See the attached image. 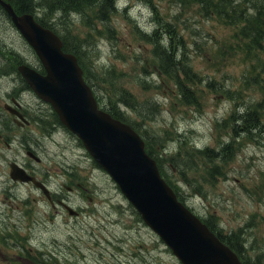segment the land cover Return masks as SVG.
<instances>
[{"label":"rangeland","instance_id":"374dc122","mask_svg":"<svg viewBox=\"0 0 264 264\" xmlns=\"http://www.w3.org/2000/svg\"><path fill=\"white\" fill-rule=\"evenodd\" d=\"M118 5L107 21L109 28L89 8L80 16L65 19V23L75 24L79 49L84 46L80 52L82 65L106 104H131L129 120L147 140L148 148L160 159L173 184L180 187L185 201L198 212L213 216L225 232L233 231L239 238L247 239L249 262L264 264V135L230 141L236 147L233 158L223 168L212 159L215 168L209 175L208 165L199 155L188 157L192 158L190 166L180 167V163H185L180 161L172 163L180 134L187 139V147H193L192 153L196 146L215 151L232 132L234 123L228 114L242 109L237 115H256L249 104L264 98V56L246 52L242 46L246 40L232 35V25L216 16L200 14L202 8L198 4L118 0ZM53 16L55 13L44 15L48 19ZM160 17L170 21L183 37L185 59L196 74L192 75L193 82H185L195 87V96L181 89L179 78L155 71L153 44L146 35L156 30ZM1 22L0 19V50L7 47L13 53L12 46H17L23 58L25 55L33 60L34 53L19 32L11 23ZM64 29L63 26L61 30ZM17 67L9 56L0 53V92L14 81ZM126 93L131 97L119 99ZM29 97L35 96L30 93ZM47 121L42 125L45 137L40 131L32 134L43 143L38 171L42 176L49 175L47 181L52 182L61 181L59 171L75 173L86 190L83 199L75 203L84 209L79 216L68 211L57 215L51 208L45 211L36 203L33 197L41 199V194L30 187L31 191L24 189L21 207L29 198L28 213L24 216L22 212V219H18L12 214L13 208L6 206L0 216L12 226L22 222L19 230L9 232L7 241L13 244L17 237L23 241L17 247L39 253L54 251L59 259L53 258L48 264H181L78 139L58 124L52 128L51 120ZM236 133L232 132L234 137L238 136ZM163 152L164 156L159 157ZM0 158L6 156L0 153ZM9 196L0 184V198ZM14 250L15 247L10 252ZM37 263L46 264L42 256Z\"/></svg>","mask_w":264,"mask_h":264},{"label":"water","instance_id":"95a60500","mask_svg":"<svg viewBox=\"0 0 264 264\" xmlns=\"http://www.w3.org/2000/svg\"><path fill=\"white\" fill-rule=\"evenodd\" d=\"M0 3L34 47L48 73L40 75L27 65L19 70L41 98L52 102L62 122L83 139L95 159L117 180L146 223L170 245L181 262L243 264L207 225L177 201L155 161L145 152L140 136L129 125L98 108L77 57L63 51L61 38L36 22L32 14H18L10 3ZM18 171V167L13 169L14 179H30Z\"/></svg>","mask_w":264,"mask_h":264},{"label":"trees","instance_id":"16d2710c","mask_svg":"<svg viewBox=\"0 0 264 264\" xmlns=\"http://www.w3.org/2000/svg\"><path fill=\"white\" fill-rule=\"evenodd\" d=\"M178 1L182 5H186L187 2H189L202 6V9L208 15L216 16L223 20L224 23L233 25L235 27L236 36L240 39L246 40V46L250 51H259L264 53V0ZM12 2L16 8V11L19 13L37 12L39 9H41L44 11V13L47 12L48 15H52L55 11L60 21L68 19L70 14H72L71 16L75 14L80 16L83 10L89 8L94 11V14L97 17L98 21L106 23L111 17V15L118 10L117 0H12ZM0 10L2 11V15L5 16L8 21V18L10 17L7 12L1 7ZM38 19L41 23L53 28L55 31L56 29H58V21L51 22V20L44 17H38ZM158 19L159 20H157V24L154 23L156 30L152 31L151 34V42L154 45V68L160 71V73H165L166 75L179 78L178 84L181 89L195 96V91L185 82H193L195 79L192 77V75L196 74L192 70V67L185 60L184 40L179 35L180 33L175 29V27L171 25V22L166 21V19L163 17H160ZM91 28L95 29L96 26H92ZM74 36L75 35L70 38V34L67 31H65L64 34H61V37L64 41V49L66 51L73 52L80 57L81 49L83 50L84 46L79 49L80 43H77ZM2 49L6 57H8L7 48ZM14 58L17 62L21 61V58H19L18 56H15ZM85 77L88 81H92L87 72L85 74ZM129 95V93H126L124 97H120L119 99L125 100L126 98H129ZM111 104L113 105L108 104L109 106H111V108L107 109L114 116L120 117L121 119L128 121L127 111H125L128 107L126 106L124 112H121L122 108L120 109L119 107H116V102H112ZM260 104L264 105V102ZM118 109H120V111ZM253 110L256 114L254 117H248L245 114L239 113L238 115L235 114V116H237L238 118V120L236 121L238 127L236 131L239 129L240 133L244 135H248L250 133L264 134L263 116L255 108H253ZM179 138L180 143L177 148V154L174 155L172 163L174 164L175 161L188 162V164L180 163L179 166H190L189 163H192V158L189 159V156H202L205 164L208 165L206 169L207 175H209L213 168H215L211 165L213 159L212 154H215V157L218 160L225 162L231 157V154L233 153V148L229 143L226 144L224 148L221 149V151L215 152L212 149H195V152L192 153L193 147L191 149L187 147V139L182 134H180ZM166 178L171 183L167 176ZM203 218L213 230L217 231V233L222 239H224L227 243L231 245L234 250L237 251V253L240 255L241 259L244 261L245 264H258L256 260H252L253 263H248L247 257L244 255L245 241H243V239L239 238L233 231L227 235L222 234L219 230L215 228L214 224L209 218H207L206 216H203ZM259 264H263V262L260 261Z\"/></svg>","mask_w":264,"mask_h":264},{"label":"flooded vegetation","instance_id":"af4514ba","mask_svg":"<svg viewBox=\"0 0 264 264\" xmlns=\"http://www.w3.org/2000/svg\"><path fill=\"white\" fill-rule=\"evenodd\" d=\"M25 61L29 65L40 69L38 61ZM28 85L27 81L18 72L14 76V81L8 83L0 92V153L6 156V159L0 158V184H2L5 193H10L8 199L5 197L0 198V216L5 212L6 206H10L13 208L12 214L18 219H22V212L24 216L28 213L26 207L30 199L24 200L22 208L21 197L24 189L31 191L29 187H32L31 184L33 185V183L31 181L21 182L14 180L11 177V167L19 165L28 174L44 181L42 174L38 171V163L35 162L38 159L37 156H41L43 144L38 137H33L32 133L36 128H40L36 120L37 116L43 118L52 117V120L56 118L54 111L51 109L48 111L43 108L45 106L50 107L48 104L38 100L37 97H29L32 90H30ZM27 131L29 134H27ZM33 144L37 146H33ZM68 181L80 185V182L75 181L71 175L68 176ZM44 182L49 185L47 181ZM64 184L61 182L55 187L51 186V198L41 201L44 203V207L49 206L54 209L59 206V209L56 210L62 213L67 206L77 207L75 201L82 197V192L70 185H66L67 190L65 191L63 189ZM34 191L37 192L36 189ZM34 200L37 201V198L34 197ZM73 214L77 215L75 212ZM0 223H3V225H0V264H38L36 260H32L21 253L23 248L17 247L20 242L17 237L13 240L15 241L13 244L7 241L9 232L11 230H19L22 222H17L12 226L5 219L3 221L0 219ZM14 247L16 250L10 252Z\"/></svg>","mask_w":264,"mask_h":264},{"label":"bare ground","instance_id":"6f19581e","mask_svg":"<svg viewBox=\"0 0 264 264\" xmlns=\"http://www.w3.org/2000/svg\"><path fill=\"white\" fill-rule=\"evenodd\" d=\"M103 107H105V108H111L110 106H108V104H103ZM119 111H120V109H118ZM122 112V111H121ZM248 117H252V116H249V115H247ZM254 117V116H253ZM117 118H119V119H121L120 117H117ZM36 120H37V122H38V124H40V125H45L48 121H47V118H43V117H41V116H37L36 117ZM51 127L53 128V121L51 120ZM186 163V162H185ZM177 198V201L179 202V203H183V201L177 196L176 197ZM186 208H187V210L193 215V216H195V217H197V214H196V212H195V210L191 207V206H186ZM165 243H166V241L165 240H163ZM166 245L169 247V248H171L170 247V245H168L167 243H166ZM248 263H250V262H248Z\"/></svg>","mask_w":264,"mask_h":264}]
</instances>
